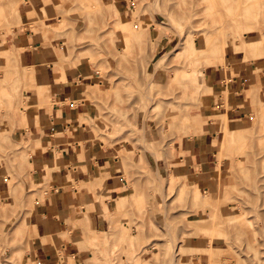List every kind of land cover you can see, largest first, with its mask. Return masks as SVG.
<instances>
[{
    "label": "rangeland",
    "instance_id": "rangeland-1",
    "mask_svg": "<svg viewBox=\"0 0 264 264\" xmlns=\"http://www.w3.org/2000/svg\"><path fill=\"white\" fill-rule=\"evenodd\" d=\"M55 1L63 10L53 30L63 44L60 60L71 66L86 57L84 65L102 79L101 85L100 79L87 86L95 117L83 121L105 146L117 143L121 169L133 179L128 178L131 192L122 194L108 231L89 232L91 264H195L198 252L208 254L206 264H264V0H123L127 7L120 0H91L93 6L86 0ZM4 4L0 38L6 41L21 15L12 1ZM238 30L242 36L236 40ZM214 40L228 49L215 53ZM239 40L244 49L237 52ZM17 59L11 52L0 54V179L9 175V191H0V264H24L38 237L30 219L36 196H28L25 181L31 141L14 133L12 117L19 114L26 125L37 111L23 96L27 87L18 85L29 71L20 73ZM230 64L232 74L253 68L252 82L241 93L247 114L238 123L228 122L226 113L211 116L216 88L204 76L206 66L225 70ZM220 91L223 105L234 106L230 88ZM203 121L218 133L215 159L221 170L214 189L191 190L177 171L160 174L146 167L145 128L153 133L146 148L171 149L173 138L195 135ZM200 208L208 218H196ZM192 236L204 239L209 249H191ZM61 264L78 263L63 257Z\"/></svg>",
    "mask_w": 264,
    "mask_h": 264
},
{
    "label": "crops",
    "instance_id": "crops-1",
    "mask_svg": "<svg viewBox=\"0 0 264 264\" xmlns=\"http://www.w3.org/2000/svg\"><path fill=\"white\" fill-rule=\"evenodd\" d=\"M8 1L0 0V16L4 12L2 6ZM10 1L20 12L21 23L6 35V41L0 38V54L7 56L11 52L18 55L17 70L20 73L23 68L29 70L28 79L21 77L18 85L27 87L23 96L34 104L37 111L36 116L26 120V125L20 121L19 114L12 113L17 121L14 133L31 141L27 158L29 175L25 181H28V196H36L30 219L38 237L26 254L24 264H61L63 257H73L78 264H91L94 256L92 244L87 243L89 232L108 231L111 214L118 210L116 205L124 197L122 194L131 192L128 184L130 175L126 177L124 174L121 167L125 163L118 156L121 148L117 143L105 146L96 140L83 121H91L95 117L90 99L93 91L87 86H94L95 80L101 78L93 66L84 65L86 57L79 58L71 66L64 63L66 60H60L63 44L54 37L53 30L57 25L56 19L60 21L62 17L58 12L63 10L55 0ZM86 1L93 6L91 0ZM122 1L120 5L127 7ZM14 47L18 51L12 50ZM252 70V67H240L237 73L232 74L231 64L225 70L210 65L204 68L206 81L216 88L212 89L211 116L218 111L226 113L230 123L243 121L247 108L242 103L244 96L241 93L246 92L252 82ZM227 87L235 101L229 109L223 105L220 91ZM261 96L264 98V76ZM196 131L195 135L173 138L171 149L160 150L157 146L152 149L145 147L153 139L152 131L145 128L142 136L146 145H143L142 156L146 167L160 174L177 171L181 182L191 190L195 186L214 189L215 179L221 170L215 159L218 133L212 131L209 121L201 122ZM8 179L9 175L2 173L1 192L9 191ZM33 179L37 182L30 187ZM156 201L157 197L152 200L153 213ZM206 211L200 208L196 218L203 219L200 218L203 214L208 218ZM188 246L195 250L209 249L204 239L195 236L189 238ZM196 258L195 264H206L208 260L207 253L198 252Z\"/></svg>",
    "mask_w": 264,
    "mask_h": 264
},
{
    "label": "bare ground",
    "instance_id": "bare-ground-1",
    "mask_svg": "<svg viewBox=\"0 0 264 264\" xmlns=\"http://www.w3.org/2000/svg\"><path fill=\"white\" fill-rule=\"evenodd\" d=\"M210 2V1H209ZM211 5V4H210ZM209 5V6H210ZM212 7V6H211ZM213 8V7H212ZM208 10H209V8H208ZM211 11V10H210ZM211 13V12H210ZM219 13H220V11H219ZM221 14V13H220ZM222 27V26H221ZM223 28V27H222ZM236 30H237V28H236ZM239 32V30L236 32V35H234L235 36V39L236 38H239V35H241L242 36V34H239L238 33ZM237 34H239L238 35V37H237ZM221 36H222V34L220 35V39L219 40H221ZM223 38V37H222ZM224 39V38H223ZM239 39H241V38H239ZM237 40V39H236ZM242 41H244V40H242ZM214 42H215V40H214ZM214 42H213V44H214ZM216 43V42H215ZM241 43V41L239 40V41H237L235 44H236V47H235V51H240L239 49H241L240 48V46L243 48V45L242 44H240ZM244 44V43H243ZM228 45L229 44H227L226 42H223V41H221V42H218V43H216L215 44V46L213 47L214 49V51H215V53H218V54H223L224 52H225V50H227L228 48ZM244 46H246V45H244ZM244 49V48H243ZM246 49V48H245ZM231 50V49H230ZM244 51V50H243ZM247 51V50H246ZM261 54H263V52L262 51H260V50H258ZM251 52H255L254 50H251ZM257 52V51H256ZM29 71V70H28ZM203 197H204V199L205 200H207L209 197H210V195L208 196L207 195V192L206 193H204L203 194ZM213 197V196H212ZM213 202L215 203V201L213 200ZM212 203V202H211ZM210 203V204H211ZM212 205H213V203H212ZM199 207H204L203 206V204H200V205H198ZM216 215V214H215ZM214 217V216H213ZM211 220V219H210ZM212 220H214V219H212ZM196 224H195V227H199L200 226V224L198 223V222H195ZM212 227V226H211ZM208 255V254H207Z\"/></svg>",
    "mask_w": 264,
    "mask_h": 264
}]
</instances>
